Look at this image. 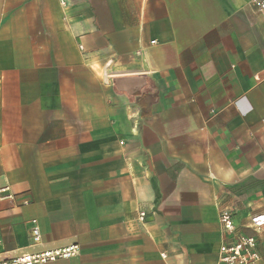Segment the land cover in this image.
<instances>
[{
    "label": "crops",
    "instance_id": "obj_1",
    "mask_svg": "<svg viewBox=\"0 0 264 264\" xmlns=\"http://www.w3.org/2000/svg\"><path fill=\"white\" fill-rule=\"evenodd\" d=\"M255 1L0 0V261L217 264L228 209L264 264Z\"/></svg>",
    "mask_w": 264,
    "mask_h": 264
},
{
    "label": "built area",
    "instance_id": "obj_2",
    "mask_svg": "<svg viewBox=\"0 0 264 264\" xmlns=\"http://www.w3.org/2000/svg\"><path fill=\"white\" fill-rule=\"evenodd\" d=\"M255 4L260 10H264L262 1L256 0ZM79 49L82 50V47L80 46ZM27 204L28 202H23V205ZM145 220L146 213L139 212L138 221L144 223ZM218 222L222 243L218 250L217 264H258L260 255L257 251L256 238L239 233L234 222L233 213L228 209L221 210L218 215ZM31 224L32 241L33 245H36L40 242V232L35 221H32ZM248 228L256 234L260 233L264 229V212L250 217ZM78 253L79 247L70 245L32 254H21L17 257L0 261V264H48L58 260L73 258ZM161 258L164 259L165 256L162 254Z\"/></svg>",
    "mask_w": 264,
    "mask_h": 264
}]
</instances>
